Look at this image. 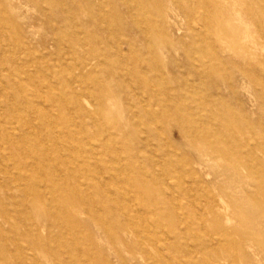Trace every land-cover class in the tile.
<instances>
[{
  "label": "rangeland",
  "instance_id": "rangeland-1",
  "mask_svg": "<svg viewBox=\"0 0 264 264\" xmlns=\"http://www.w3.org/2000/svg\"><path fill=\"white\" fill-rule=\"evenodd\" d=\"M0 264H264V0H0Z\"/></svg>",
  "mask_w": 264,
  "mask_h": 264
},
{
  "label": "bare ground",
  "instance_id": "bare-ground-1",
  "mask_svg": "<svg viewBox=\"0 0 264 264\" xmlns=\"http://www.w3.org/2000/svg\"><path fill=\"white\" fill-rule=\"evenodd\" d=\"M29 108V107H28ZM193 229V228H192Z\"/></svg>",
  "mask_w": 264,
  "mask_h": 264
}]
</instances>
